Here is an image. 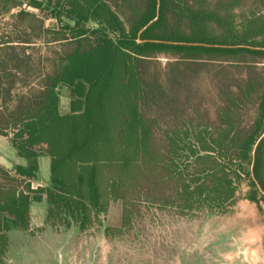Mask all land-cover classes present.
I'll use <instances>...</instances> for the list:
<instances>
[{
	"label": "trees",
	"instance_id": "obj_1",
	"mask_svg": "<svg viewBox=\"0 0 264 264\" xmlns=\"http://www.w3.org/2000/svg\"><path fill=\"white\" fill-rule=\"evenodd\" d=\"M16 7L21 32L0 39V135L28 163L0 165V264L32 203H47L55 229L85 231L119 199L123 225L144 204L213 213L243 177L248 198L264 200L250 169L254 159L264 188V136L252 152L264 131V0H0L1 13ZM52 33L63 50L37 72L28 47ZM162 55L174 59L162 67ZM44 153L50 183L33 188Z\"/></svg>",
	"mask_w": 264,
	"mask_h": 264
},
{
	"label": "rangeland",
	"instance_id": "obj_2",
	"mask_svg": "<svg viewBox=\"0 0 264 264\" xmlns=\"http://www.w3.org/2000/svg\"><path fill=\"white\" fill-rule=\"evenodd\" d=\"M23 7L44 16L32 6ZM19 9L0 12V39L8 36L17 39L15 14ZM45 26L58 28L56 19L51 17L45 18ZM17 32L20 34L21 30ZM53 35L34 40L28 47L37 72L51 70V58L63 50L64 41H52ZM170 59L174 58L157 57L162 67ZM201 84L204 93L213 92L211 78L204 76ZM60 91L61 110L67 112L68 88L60 86ZM250 113L254 111L251 109ZM44 157L47 170L42 166L41 173L50 178V157ZM237 186V198L213 213L205 210L180 213L171 207L144 204L123 225L124 202L119 199L111 202L99 221L85 231L74 225L58 230L46 228L37 235L38 240L27 245L25 235L20 230L15 234L16 229H12L8 264H58L60 255L66 264H264V200L248 198L251 184L247 177L237 181ZM34 209L38 211L34 218L44 222L47 204L36 203ZM27 246L34 249L29 257L23 252Z\"/></svg>",
	"mask_w": 264,
	"mask_h": 264
},
{
	"label": "crops",
	"instance_id": "obj_3",
	"mask_svg": "<svg viewBox=\"0 0 264 264\" xmlns=\"http://www.w3.org/2000/svg\"><path fill=\"white\" fill-rule=\"evenodd\" d=\"M10 145L13 147V145L10 142L9 137L0 135V165L6 167L7 169L14 171V169L17 165H27L28 160L24 157L19 156L14 147H13L14 151L11 150L9 147ZM45 155H47V154L44 153L38 157V167L36 170H33V172H32L33 174L31 177V185L33 188L47 187L50 183L51 172H50V178L46 174L44 175L41 173V167L42 166L44 167L45 171L47 170V161L45 159H43V158H45L44 157ZM50 170H51V158H50ZM42 202H45V201H42ZM38 203H40V202H38ZM35 204L36 203H32L30 206V228H29V230L24 231V230L19 229V228H11L8 231L9 247H8L7 258H6L5 264H8V261H10V259H11L9 254L11 252V247H12V237H11L12 229H16L15 231H13L14 233L17 230H20V232H22V234L25 235V237L27 239L26 240L27 245L30 241L34 242V241L38 240L37 235L39 233H43L46 228L47 229L50 228L51 230H58V229H55L54 227H52L50 224H48L46 221V218H45L44 222L41 221V219H35L34 218V216L36 214H38V211L36 209H34ZM75 227H77V226H75ZM32 246L34 247V245H32ZM33 251H34V249H32V248L30 249L29 246H27L23 250V252L26 253L28 257L30 256V254L33 253Z\"/></svg>",
	"mask_w": 264,
	"mask_h": 264
},
{
	"label": "water",
	"instance_id": "obj_4",
	"mask_svg": "<svg viewBox=\"0 0 264 264\" xmlns=\"http://www.w3.org/2000/svg\"><path fill=\"white\" fill-rule=\"evenodd\" d=\"M159 3H160V0H159ZM156 18H157V17H155V18L152 19L148 24H146V25L141 29V31H142L143 29H145L150 23H152ZM195 44H203V43H195ZM263 135H264V132H263V134L261 135V137L259 138V140L263 137ZM259 140H258V141L256 142V144L254 145V148H253V155H255L256 147H257V144H258ZM253 165H254V159H253V163H252V170H253ZM252 173H253V172H252ZM252 175H253V178L255 179L254 174H252ZM255 181H256V180H255ZM256 184H257L259 190L264 194V189L262 188V186L260 185V183H259L258 181H256Z\"/></svg>",
	"mask_w": 264,
	"mask_h": 264
},
{
	"label": "flooded vegetation",
	"instance_id": "obj_5",
	"mask_svg": "<svg viewBox=\"0 0 264 264\" xmlns=\"http://www.w3.org/2000/svg\"><path fill=\"white\" fill-rule=\"evenodd\" d=\"M264 136V135H263ZM261 137V136H260ZM259 137V138H260ZM259 140V139H258ZM253 163V162H252ZM251 172H253V170H252V165H251ZM252 174H254V173H252ZM255 177V176H254ZM252 178H253V175H252ZM254 179V178H253ZM254 180H256V181H258L256 178L254 179ZM256 181H255V183H256ZM259 182V181H258ZM260 183V182H259ZM257 185V184H256ZM260 185H261V183H260ZM262 186V185H261ZM258 187V186H257ZM263 188V187H262ZM259 189V188H258ZM264 189V188H263ZM261 192V191H260ZM262 193V192H261ZM262 195H264L263 193H262ZM58 264H66L65 263V261H64V259H63V257L60 255V258L58 257Z\"/></svg>",
	"mask_w": 264,
	"mask_h": 264
}]
</instances>
